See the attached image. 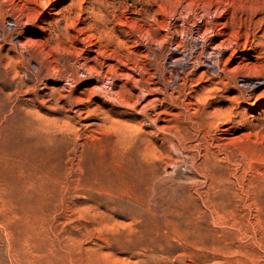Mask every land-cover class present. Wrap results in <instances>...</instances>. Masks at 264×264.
I'll return each mask as SVG.
<instances>
[{
  "label": "rangeland",
  "instance_id": "374dc122",
  "mask_svg": "<svg viewBox=\"0 0 264 264\" xmlns=\"http://www.w3.org/2000/svg\"><path fill=\"white\" fill-rule=\"evenodd\" d=\"M36 1L0 0V264H264V86L252 96L237 86L242 73L264 74V0ZM168 39L177 58L184 45L201 59L222 47L221 75L171 66ZM148 50L157 61L148 63ZM155 64L179 89L152 80ZM77 68L113 84L76 81ZM102 87L120 98L106 101Z\"/></svg>",
  "mask_w": 264,
  "mask_h": 264
},
{
  "label": "bare ground",
  "instance_id": "6f19581e",
  "mask_svg": "<svg viewBox=\"0 0 264 264\" xmlns=\"http://www.w3.org/2000/svg\"><path fill=\"white\" fill-rule=\"evenodd\" d=\"M25 1H27V0H25ZM33 1H36V0H33ZM37 1H38V0H37ZM37 1H36V2H37ZM44 1H45V0H44ZM60 1H61V0H60ZM77 1H78V0H77ZM85 1H86V0H85ZM95 1H96V0H95ZM98 1H99V0H98ZM7 2H8V1H7ZM51 2H52V0H51ZM62 2H63V1H62ZM71 2H72V1H71ZM73 2H76V1H73ZM73 2H72V3H73ZM80 2H81V0H80ZM80 2H79V3H80ZM92 2H94V1H92ZM28 3H30V2H28ZM60 3H61V2H60ZM69 3H70V2H69ZM79 3H78V4H79ZM89 3H90V0H89ZM96 3H97V2H96ZM7 4H8V3H7ZM11 4H12V3H11ZM45 4H46V2H45ZM50 4H51V3H50ZM134 4H135V3H134ZM4 5H6V3H5ZM13 5H14V4H13ZM28 5H29V4H28ZM28 5H27V6H28ZM39 5H40V4H39ZM53 5H54V4H53ZM65 5H66V4H65ZM67 5H68V4H67ZM75 5H76V4H74V7H75ZM130 5H131V4H130ZM130 5H128V7H129ZM132 5H133V4H132ZM31 6H32V5H31ZM43 6H44V5H43ZM43 6H41V7L43 8ZM69 6H70V8H71L72 5H69ZM81 6H82V5H81ZM81 6H80V7H81ZM32 7H33V6H32ZM41 7H40V9H41ZM44 7H45V6H44ZM46 7H47V6H46ZM50 7H51V6H50ZM50 7H48V8H50ZM57 7H58V6H57ZM61 7H62V6H61ZM78 7H79V5H78ZM133 7H134V6H133ZM133 7H132V8H133ZM62 8H63V7H62ZM68 8H69V7H68ZM97 8H98V7H97ZM125 8H127V7H125ZM141 8H142V6H141ZM38 9H39V8H38ZM38 9H37V10H38ZM51 9H52V8H51ZM53 9H54V8H53ZM75 9H77V8H75ZM79 9H82V8H79ZM84 9H85V7H84ZM130 9H131V8H130ZM130 9H129V10H130ZM30 10H31V9H30ZM33 10H35V8H34ZM42 10H43V9H42ZM42 10H41V11H42ZM89 10H90V9H89ZM89 10H88V11H89ZM126 10H127V9H126ZM258 10H260V9H258ZM73 11H74V10H73ZM132 11H133V10H132ZM36 12H37V11H36ZM36 12H35V14H36ZM64 12H65V10H64ZM69 12H70V11H68V13H69ZM81 12H82V11H81ZM253 12H254V11H253ZM253 12H252V13H253ZM255 12H256V11H255ZM255 12H254V13H255ZM32 13H33V11H32ZM66 13H67V12H66ZM77 13H79V12H77ZM77 13H76V14H77ZM84 13H85V12H84ZM96 13H97V12H96ZM100 13H101V12H100ZM100 13H98V14H100ZM121 13H122V12H121ZM121 13H120V14H121ZM256 13H257V12H256ZM41 14H42V13H41ZM54 14H56V13H54ZM58 14H59V13H58ZM71 14H73V13H71ZM91 14H93V13L91 12ZM98 14H97V15H98ZM248 14H249V13H248ZM77 15H78V14H77ZM82 15H83V14H82ZM86 15H87V14H86ZM89 15H90V14H89ZM97 15H96V16H97ZM102 15H104V14H102ZM105 15H106V14H105ZM258 15H259V17H260V14H258ZM32 16H33V14H32ZM41 16H42V15H41ZM65 16H67V15H65ZM74 16H75V15H74ZM74 16H73V17H74ZM93 16H94V14H93ZM249 16H250V15H249ZM256 16H257V15H256ZM68 17H69V16H68ZM79 17H81V16H79ZM83 17H84V16H82V18H83ZM87 17H88V15H87ZM94 17H95V16H94ZM98 17H100V15L97 16V18H98ZM106 17H107V16H106ZM253 17H254V16H253ZM259 17L257 16V19H258ZM261 17H262V15H261ZM20 18H21V17H20ZM69 18H70V17H69ZM85 18H86V16H85ZM88 18H89V17H88ZM100 18H101V17H100ZM100 18H98V19H100ZM104 18H105V17H104ZM104 18H103V19H104ZM107 18H108V17H107ZM107 18H106V20H107ZM126 18H127V17H126ZM247 18H248V17H246V20H247ZM25 19H26V17H25ZM70 19H71V18H70ZM83 19H84V18H83ZM93 19H94V18H92V20H93ZM103 19H102V20H103ZM109 19H110V18H109ZM252 19H253V18H252ZM257 19H255V21H254V19H253V20H250V18H249L250 21H254V22H256ZM16 20H17V19H16ZM38 20H39V18H38ZM120 20H121V19H120ZM258 20H259V19H258ZM260 20H262V19L260 18ZM28 21H29V20H28ZM32 21H33V20H32ZM59 21H60V20H59ZM75 21H76V20H75ZM81 21H82V20H81ZM85 21H86V20H85ZM173 21H174V20H173ZM263 21H264V18H263ZM29 22H30V21H29ZM56 22H57V21H56ZM86 22H88V21H86ZM90 22H91V21H90ZM101 22H102V21H101ZM109 22H110V21H109ZM109 22H108V23H109ZM247 22H248V20L246 21V24H249V23H247ZM257 22H260V21H257ZM66 23H67V22H66ZM66 23H65L64 25H66ZM93 23H95V22H93ZM170 23H172V22H170ZM18 24H19V23H18ZM24 24H25V23H24ZM57 24H58L57 26L59 27V23H57ZM82 24H83V23H82ZM84 24H85V23H84ZM120 24H122V22H121ZM251 24H252V23H250V25H251ZM253 24H254V26H256V23H253ZM260 24H263V22H260V23H259V26H260ZM12 25H13V27H15V23H12ZM64 25H63V26H64ZM79 25H80V24H79ZM95 25H96V24H95ZM97 25H98V24H97ZM99 25H100V24H99ZM104 25H106V24H104ZM104 25H103V26H104ZM8 26H9V25H8ZM55 26H56V25H55ZM85 26H86V25H85ZM88 26H89V25H88ZM93 26H94V25H93ZM243 26H245V23H244ZM247 26H248V25H247ZM13 27H12V28H13ZM91 27H92V26H91ZM94 27H95V26H94ZM101 27H102V26H101ZM101 27H100V28H101ZM105 27H106V26H105ZM105 27H104V28H105ZM166 27H167V26H166ZM256 27H257V26H256ZM256 27H253V29H255ZM9 28H10V27H9ZM18 28H20V27H18ZM53 28H55V27L53 26ZM107 28H108V27H107ZM163 28H165V27H163ZM247 28H249V27H247ZM251 28H252V27H250V29H251ZM257 28H258V27H257ZM257 28H256V30H257ZM14 29H15V28H14ZM14 29H13V30H14ZM16 29H17V28H16ZM58 29H59V28H58ZM68 29H70V28H68ZM95 29H96V27H95ZM101 29H102V28H101ZM109 29H111V28H109ZM117 29H118V28H117ZM165 29H167V28H165ZM168 29H169V26H168ZM11 30H12V29H11ZM53 30H54V29H53ZM59 30H60V29H59ZM59 30H58V31H59ZM96 30H97V29H96ZM98 30H99V29H98ZM119 30H120V29H119ZM140 30H141V29L139 28V33H140ZM246 30H247V29H246ZM20 31H21V28H20ZM54 31H55V30H54ZM56 31H57V29H56ZM76 31H77V30H76ZM83 31H85V29H84ZM86 31H87V30H86ZM91 31H93V30H91ZM112 31H113V30H112ZM137 31H138V29H137ZM137 31H136V32H137ZM142 31H143V30H142ZM150 31H152V30L149 29V33H150ZM168 31H169V30H168ZM7 32H8V31H7ZM107 32H108V30H107ZM107 32H106V33H107ZM115 32H116V31H115ZM134 32H135V31H134ZM134 32H133V33H134ZM144 32H145V31H144ZM154 32H155V31H154ZM154 32L152 31L151 33H154ZM248 32H251V30H250V31L247 30L246 33H248ZM253 32H254V31H253ZM257 32H258V31H257ZM12 33H13V32H12ZM12 33H11V34H12ZM51 33H52V32H51ZM54 33H55V32H54ZM54 33H53V34H54ZM58 33H59V32H57L56 34H58ZM67 33H68V32H67ZM92 33H94V31H93ZM92 33H91V34H92ZM99 33H100V32H99ZM109 33H110V31H109ZM109 33H108V34H109ZM142 33H143V32H142ZM155 33H156V32H155ZM171 33H172V32H171ZM263 33H264V32H263ZM2 34H4V30H3V29H2ZM2 34H1V36H2ZM48 34H49V33H48ZM110 34H111V33H110ZM112 34H113V33H112ZM112 34H111V35H112ZM128 34H129V33H128ZM135 34H136V33H135ZM135 34H134V36H135ZM140 34H141V33H140ZM232 34H233V33H232ZM254 34L256 35V33H254ZM13 35H15V34L13 33ZM63 35H64V34H63ZM65 35H67V34H65ZM93 35H94V34H93ZM93 35H90V36L93 37ZM101 35H103V34H101ZM106 35H107V34H106ZM111 35H110V36H111ZM114 35H115V34H113V37H114ZM116 35H117V34H116ZM151 35H154V34H151ZM167 35H168V34H167ZM213 35H214V34H213ZM219 35H220V34H219ZM221 35H222V34H221ZM221 35H220V36H221ZM255 35H253V36H255ZM71 36H72V35H71ZM71 36H70V37H71ZM107 36H108V35H107ZM136 36H137V35H136ZM139 36H140V35H139ZM154 36H155V35H154ZM230 36H231V35H230ZM20 37H21V36H20ZM48 37H49V36H48ZM51 37H52V36H51ZM70 37H69V38H70ZM74 37H75V36H74ZM77 37H78V35H77ZM80 37H81V36H80ZM113 37H112V39L114 40L115 37H114V38H113ZM128 37H129V36H128ZM210 37H211V36H210ZM215 37H216V36H215ZM231 37H232V36H231ZM2 38H3V37H2ZM81 38H82V37H81ZM85 38H86V37H85ZM88 38H89V37H88ZM109 38H111V37H109ZM117 38H118V37H117ZM148 38H149V36H148ZM148 38L146 37V39H148ZM222 38H224V37H222ZM225 38H226V36H225ZM49 39H50V38H49ZM51 39H52V38H51ZM53 39H54V38H53ZM72 39L74 40L75 38H72ZM82 39H83V38H82ZM115 39H116V38H115ZM144 39H145V38H144ZM17 40H18V39H17ZM63 40H64V39H63ZM67 40H68V39H67ZM76 40H78V39L76 38ZM94 40H96V39H94ZM139 40H141V38H140ZM157 40H158V39H157ZM168 40H170V41H169L168 50H167V52L165 51V52H166V55H165V56H166V58H167L169 64H170L171 66H173V62H177V60H179V57L177 58V56H174V55H173V54L175 53L174 51L177 52V50L174 49L173 47H171V45H172V43H173V42L171 41V39H168ZM208 40H210V39H208ZM221 40H222V39H221ZM228 40H229V39H228ZM228 40H227L226 42H228ZM231 40H232V39H231ZM231 40H229V41H231ZM47 41H48V40H47ZM69 41H70V39H69ZM100 41H101V40H100ZM115 41H116V40H114V42H115ZM120 41H121V40H120ZM120 41H119V43H120ZM164 41H165V40H164ZM30 42H31V40H30ZM62 42H63V41H62ZM82 42H83V41H82ZM101 42H102V41H101ZM104 42H105V41H104ZM143 42H144V41H143ZM148 42H150V41L148 40ZM159 42H160V41H159ZM209 42H210V41H209ZM231 42H232V41H231ZM231 42H230V43H231ZM233 42H234V41H233ZM262 42H263V41H262ZM17 43H18V45L20 46V49H21V45H22L21 42H20V41H17ZM59 43H60V41H59ZM63 43H66V42H63ZM71 43H72V42H71ZM106 43H107V42H105V44H103V47H104V45H106ZM224 43H225V42H224ZM235 43H237V42H235ZM259 43L261 44V42H259ZM14 44H15V43H14ZM23 44H25V42H24ZM34 44H35V43H34ZM40 44H41V43H40ZM40 44H38V45L40 46ZM61 44H62V43H61ZM75 44H76V43H75ZM81 44H82V43H81ZM152 44H153V43H152ZM164 44H165V43H164ZM213 44H214V43H213ZM219 44H220V43H219ZM221 44H222V43H221ZM227 44H229V43H227ZM53 45H54V44H53ZM53 45H52V47H55V46H56V44H55V46H53ZM66 45H67V44H66ZM82 45H83V44H82ZM84 45H86V44H84ZM95 45H96V44H95ZM101 45H102V44H101ZM101 45H100V47H102ZM148 45H150V44H147L146 46H148ZM160 45H161V44H159V43H156V42L154 43V46H156V47H158V46H160ZM165 45H166V44H165ZM222 45L224 46V44H222ZM222 45H221V46H222ZM225 45H226V44H225ZM234 45H235V44H234ZM24 46H25V45H24ZM26 46H27V45H26ZM26 46H25V47H26ZM57 46H58V44H57ZM86 46H88V45H86ZM91 46H93V45H91ZM98 46H99V45H98ZM122 46H123V44H122ZM122 46L120 45L119 47H116V48L121 49ZM134 46H135V45H134ZM163 46H164V45H163ZM231 46H232V45H231ZM235 46H237V45H235ZM30 47H31V46H30ZM60 47H61V46H60ZM60 47H59V48H60ZM84 47H85V46H84ZM89 47H90V46H89ZM108 47L110 48V46H108ZM108 47H107V48H108ZM111 47H112V46H111ZM131 47H132V46H131ZM135 47H136V46H135ZM141 47H142V46H141ZM144 47H145V46H144ZM152 47H153V46H152ZM175 47H176V46H175ZM226 47H227V46H226ZM23 48H24V47H23ZM38 48H39V47H38ZM62 48H63V47H62ZM67 48H68V47H67ZM80 48H81V47H80ZM87 48H88V47H87ZM90 48L92 49V48H94V47H90ZM116 48H115V49H116ZM145 48H146V47H145ZM158 48H159V47H158ZM163 48H164V47H163ZM214 48H215V51H216V50L218 51V54L216 55L215 58H206V57L204 58V57H203L204 59H201L202 56H201V57H198L199 55H198L197 57L195 56L194 58H192L191 60L188 61L189 69H188V71L186 70L187 72H185L184 74L187 76V74H188V73H191V71H192V72H193V70L196 71V69H198L199 67L203 66V67H205L204 73H207V72H205V71L210 70L209 68H211V69H212L211 71H213L214 74H216V75H217V74L221 75L220 72H222L221 70H223V69H222L223 67L220 66L221 64H223V63H221V61H223V60H221V57H222V53H221V52H223L222 49H221L222 47L220 48L219 46H214ZM223 48H225V46H224ZM233 48H234V47H232V49H233ZM236 48H237V47H236ZM244 48H245V47H244ZM248 48H249V46H248ZM17 49H19V48H17ZM20 49H19V51H20ZM28 49H29V48H28ZM43 49H44V48H43ZM68 49L70 50L71 48H68ZM72 49H73V48H72ZM91 49H88V50L90 51ZM96 49H98V48H96ZM99 49H100V48H99ZM111 49H113V48H111ZM119 49H118V51H119ZM130 49H131V48H130ZM148 49H149V48H148ZM152 49H153V48H152ZM241 49H242V48H241ZM250 49H251V48H250ZM66 50H67V49H66ZM74 50H75V49H74ZM74 50H73V53L76 51V50H75V51H74ZM84 50H85V49H84ZM94 50H95V49H94ZM105 50H106V48H105ZM107 50H108V49H107ZM107 50H106L105 52H107ZM109 50H110V49H109ZM109 50H108V51H109ZM116 50H117V49H116ZM116 50H112V51H116ZM127 50H128V49H127ZM155 50H156V49H155ZM155 50H148L146 54H144V53L142 52L144 55H147L148 58H150V55L152 56V57L150 58L151 60H149L148 63H150V61L152 62V60H156L157 55H158V52L155 51ZM160 50H161V49H160ZM160 50H159V51H160ZM165 50H166V49H165ZM238 50H239V49H238ZM244 50H245V49H244ZM246 50H247V49H246ZM25 51H26V50H25ZM51 51H52V50H51ZM61 51H63V50H61ZM82 51H83V50H82ZM82 51H79V52H82ZM85 51H86V50H85ZM96 51H97V50H96ZM103 51H104V50H103ZM112 51H111V54H110V52H108V53L111 55V57H112L113 54L115 53V52H113V54H112ZM118 51H117V52H118ZM132 51H133L134 53H133ZM132 51H131V52L135 55V52H136V51H134V50H132ZM161 51H162V50H161ZM232 51H233V50H232ZM234 51H235V50H234ZM247 51H249V50H247ZM28 52H29V50H28ZM52 52H54V51H52ZM59 52H60V51H59ZM59 52H58V53H59ZM69 52H70V51H69ZM101 52H102V51H100L99 53H97V55L100 54ZM120 52H121V51H120ZM120 52H118V53H119V57L121 56V55H120V54H121ZM129 52H130V51H129ZM129 52H128V53H129ZM210 52H211V51H209V53H208V54H209L208 57L211 56V55H212L211 57H214L213 54H212V52H211V55H210ZM240 52H242V51H240ZM17 53H18V52H17ZM75 53H76V52H75ZM122 53H123V52H122ZM137 53H138V52H137ZM137 53H136V55H135L136 57L139 56V55L137 56ZM177 53H178V52H177ZM223 53H225V52H223ZM230 53L232 54V52H230ZM60 54H61V53H60ZM60 54H59V55H60ZM70 54H72V53H70ZM76 54H77V53H76ZM102 54H103V53H102ZM104 54H107V53H104ZM129 54H131V53H129ZM235 54H236V53H235ZM238 54H239V52H238ZM62 55H63V54H62ZM82 55H83V54H82ZM87 55H88V54H87ZM95 55H96V54H95ZM95 55H94V56H95ZM97 55H96V56H97ZM114 55H115V54H114ZM124 55H125V53H124ZM124 55H123L122 57H124ZM126 55H128V54H126ZM131 55H132V54H131ZM131 55H130V56H131ZM140 55L142 56V54H140ZM191 55H192V54H191ZM232 55H233V54H232ZM239 55H240V54H239ZM251 55H252V54H251ZM253 55L256 56V54H253ZM263 55H264V54H263ZM263 55H262L261 57H264ZM22 56H23V55H21L20 57H22ZM41 56H42V55H41ZM50 56H51V55H50ZM56 56H58V55H56ZM64 56H65V55H64ZM66 56H67V55H66ZM73 56H74V55H73ZM96 56H95V57H96ZM98 56H100V55H98ZM102 56H103V55H102ZM106 56H107V55H105V57H106ZM228 56H229V54H228L226 57H228ZM234 56H235V55H234ZM257 56H258V55H257ZM62 57H63V56H62ZM78 57L80 58V56H78ZM82 57H83V56H82ZM87 57H89V56H87ZM91 57L95 59V57H93V56H91ZM91 57H89V58L92 59ZM122 57H121V58H122ZM126 57H129V55L126 56ZM230 57H231V56H230ZM230 57H228V59H230ZM242 57H243V56H242ZM242 57H241V58H242ZM23 58H25V57H23ZM41 58H42V57H41ZM50 58L53 59V56L50 57ZM54 58H56V57L54 56ZM59 58H60V57H59ZM67 58H69V57H67ZM70 58H71V57H70ZM76 58H77V57H76ZM76 58H75V59H76ZM101 58H102V57H101ZM106 58H108V57H106ZM115 58H117L116 55H115ZM115 58H114V59H115ZM124 58H125V57H124ZM124 58H123V61H124ZM131 58H132V57H131ZM142 58H144V57L142 56ZM148 58H147V60H148ZM222 58H223V57H222ZM224 58H225V57H224ZM235 58H236V57H235ZM43 59H45V58H43ZM43 59H42V60H43ZM47 59H48V58H47ZM47 59H46V60H47ZM63 59H64V58H63ZM82 59H83V58H82ZM90 59L87 60L88 63L90 62ZM96 59H97V57H96ZM114 59H113V60H114ZM126 59H127V58H126ZM129 59H130V58H129ZM129 59H127V60H129ZM133 59L135 60L134 56H133ZM144 59H145V58H144ZM144 59H143V62H144ZM262 59H263V58H262ZM262 59H261V60H262ZM53 60L56 61L57 58H56V60H55V59H53ZM64 60H65V59H64ZM67 60H68V59H67ZM83 60H84V59H83ZM85 60H86V59H85ZM85 60H84V61H85ZM103 60H104V59H103ZM110 60H112V59H110ZM117 60H118V58H117ZM127 60H126V61H127ZM138 60H139V59H138ZM138 60L136 59L135 61H138ZM225 60L227 61V58L224 59V62H225ZM240 60H242V59H240ZM57 61H60V60L58 59ZM78 61H79V60H78ZM99 61H100V58H99ZM101 61H102V60H101ZM104 61H105V60H104ZM104 61H102L103 63H101V64H104ZM156 61H157V60H156ZM37 62H38V61H37ZM45 62H46V61H45ZM47 62H48V61H47ZM60 62H62V61H60ZM63 62H64V61H63ZM65 62H67V61L65 60ZM69 62H70V60H69ZM75 62H76V61H75ZM106 62H107V61H106ZM109 62H110V61H109ZM109 62H108V63H109ZM113 62H114V61H113ZM113 62H112V63H113ZM116 62H117V61H116ZM138 62H139V61H138ZM143 62H142V64H143ZM168 62H167V63H168ZM260 62H261V61H260ZM43 63H44V62H43ZM43 63H42V64H43ZM77 63H79V62H77ZM82 63H83V61H82ZM86 63H87V62L85 61V64H86ZM91 63H93V62H91ZM95 63H97V62H95ZM98 63L100 64V62H98ZM108 63H106V64H108ZM121 63H126V64H124V65H127V64H128L127 62H121ZM133 63H134V62H133ZM136 63H137V62H136ZM154 63H155V61H154ZM156 63H157V62H156ZM225 63H227V62H225ZM225 63H224V65H225ZM261 63L264 64V59H263V62H261ZM47 64H49V63H47ZM72 64H74L73 66H75L76 63H72ZM83 64H84V63H83ZM89 64H90V63H89ZM113 64H114V63H113ZM139 64H141V63H139ZM151 64H152V63H151ZM157 64H158V63H157ZM157 64H155L154 66H152L153 69H152V71H151V73H150V77L152 78V80H154V82H161V83L165 86V88L167 87V88H169L170 90H171V89L173 90V88L175 89V87H177V85L180 86L179 83L175 84V83H176L175 78H173V77H169V78H168V77H166V76H165V77H166L167 79L164 78V75H163V73L160 72L161 70L159 71ZM180 64H181V63H180ZM244 64H246V63H244ZM244 64H241V65H244ZM258 64H260V63H257V65H258ZM59 65L61 66L62 64H59ZM59 65H57V67H58ZM67 65H68V64H67ZM80 65H81V64H80ZM108 65H109V64H108ZM118 65H119V64H118ZM147 65H148V64H147ZM158 65H159V64H158ZM226 65H227V64H226ZM257 65H256V66H257ZM92 66H93V64H92ZM106 66H107V65H106ZM127 66H128V65H127ZM132 66H133V65H132ZM137 66H138V65H137ZM186 66H187V65H186ZM222 66H223V65H222ZM237 66H238V65H237ZM237 66H236V67H237ZM256 66H255L254 69H255V71L258 72L261 66L259 67V69L256 68ZM50 67H51V65H50ZM54 67L56 68V66H54ZM61 67H62V66H61ZM75 67H76V66H75ZM97 67L100 69L99 66H97ZM124 67H125V66H124ZM128 67H130V64H129ZM159 67H160V66H159ZM225 67H226V66H225ZM240 67H242V66H240ZM248 67H249V66H248ZM36 68H37V67H36ZM38 68H39V66H38ZM38 68H37V69H38ZM62 68H63V67H62ZM62 68H61V69H62ZM71 68H73V67H71ZM116 68H117V67H116ZM118 68H119V67H118ZM118 68H117V69H118ZM122 68H123V67H122ZM130 68H131V67H130ZM130 68H129V69H130ZM132 68H134V66H133ZM132 68H131V69H132ZM135 68H136V66H135ZM171 68H172V67H171ZM179 68H180L179 70L181 71L183 67H179ZM249 68H253V66H252V67L250 66ZM37 69H36V70H37ZM47 69H48V68H47ZM52 69H53V67H52ZM52 69H51V71H52ZM58 69L60 70V67H59ZM73 69H74V68H73ZM81 69H82V68H81ZM81 69H80V70H79L78 68L76 69V71L78 70V72H77V76H76V74H75V76L77 77V78H76V81H77V79H78V81L81 79V80H86V82H89V81H97V82H101V85H103V84H105V83L113 84V83H112V80L110 79L111 77L108 78V76H106L105 74H103V75H105V76L107 77V81H106V80H103V78L100 79L99 76L95 75V74H97V73H95V74L92 73V72H93L92 70H89V69H88V70H87L88 72H87V71H85V70H81ZM95 69H97V68H95ZM99 69H98V70H99ZM109 69H111V68L109 67ZM117 69H115V70H117ZM235 69H236V68H235ZM235 69H233L234 72H235ZM243 69H246V66H245V68H243ZM254 69H253V71H254ZM256 69H258V70H256ZM262 69H263V66H262ZM48 70H49V69H48ZM59 70H58V71H59ZM62 70H64V69H62ZM62 70H60V71L62 72ZM111 70H113V69H111ZM111 70H109V71H111ZM118 70H119V69H118ZM123 70H124V69H123ZM168 70H169V69H168ZM179 70H178V71H179ZM224 70H225V69H224ZM240 70H241V69H240ZM263 70H264V69H263ZM263 70H262V71H263ZM37 71H38V70H37ZM46 71H47V70H46ZM49 71H50V70H49ZM68 71H69V69H68ZM70 71L72 72L73 70H70ZM74 71H75V70H74ZM74 71H73V72H74ZM105 71H107V70H105ZM105 71H103V72L105 73ZM132 71H133V70H132ZM138 71H139V70H138ZM170 71H171V70H170ZM176 71H177V70H176ZM178 71H177V72H178ZM180 71H179V72H180ZM225 71H226V70H225ZM225 71H224V72H225ZM243 71H244V70H243ZM245 71H247V70H245ZM245 71H244V72H245ZM52 72H53V71H52ZM61 72H59V74H60ZM66 72H67V70H66ZM100 72L102 73L101 70H100ZM127 72H129V71H127ZM134 72H135V71H134ZM140 72H141V71H140ZM140 72H139V73H140ZM163 72H165V71H163ZM167 72H168V71H167ZM229 72H230V71H229ZM238 72H239V71H238ZM247 72H248V74L250 73L249 70H248ZM247 72H246V73H247ZM57 73H58V72H57ZM111 73H112V71H111ZM117 73H118V72H117ZM211 73H212V72H211ZM252 73H253V72H252ZM261 73H262V72H261ZM33 74H34V73H33ZM54 74H55V73H54ZM59 74H58V75H59ZM61 74H63V73H61ZM61 74H60V75H61ZM67 74H70V72H68ZM113 74H114V73H113ZM131 74H132V73H131ZM131 74H130V76H132ZM142 74H144V73H142ZM164 74H165V73H164ZM170 74H171V73H170ZM172 74H174V73H172ZM199 74H201V72H200ZM214 74H213V75H214ZM238 74H239V73H238ZM242 74H244V73H242ZM242 74L237 76L238 78H242L241 84L239 83L240 85L237 84V86L240 87V88H239L240 90H241V88H242V89L244 90V92H246V94H248V96L255 95V91H256V89L259 88V86H264V74H263V73L257 75L256 72H255L254 75H249V77H248V76H245V74H244V75H242ZM255 74H256V75H255ZM55 75H57V74H55ZM60 75H59V76H60ZM73 75H74V73H73ZM116 75L119 76V74H116ZM124 75H125V76H123V75H121V76H122V77H125V78H126V77L130 78V77L127 76L126 74H124ZM179 75H180V74H178L177 76H179ZM188 75H189V74H188ZM196 75H197V73H196ZM216 75H215V77H216ZM224 75L226 76V73H224ZM228 75H229V74H228ZM236 75H237V74H236ZM236 75H235V76H236ZM25 76L28 77V75H25ZM68 76H69V75H67V78H66V79H71V76H70V77H68ZM112 76L114 77V75H112ZM169 76H170V75H169ZM172 76H173V75H172ZM199 76H200V75H199ZM204 76H205V74H204ZM209 76H210V74H209ZM209 76L206 75V76L204 77V80H205V79H209V78H206V77H209ZM222 76H223V75H222ZM225 76H224V78H225ZM35 77H36V76H35ZM115 77H116V76H115ZM136 77H137V76H136ZM136 77L133 76V78H136ZM139 77H140V76H139ZM139 77H138V78H139ZM142 77H143V75H142ZM150 77H149V79H150ZM174 77H175V76H174ZM190 77H191V76H190ZM211 77H212V76H211ZM219 77H221V76H219ZM219 77H218V78H219ZM228 77H229V76H228ZM38 78H39V77H38ZM59 78H61V77H59ZM74 78H75V77H74ZM74 78H73V80H74ZM140 78H141V77H140ZM180 78H181V81L184 79V77H183L182 75L180 76ZM192 78H194V77H192ZM195 78L198 79V75H197V77L195 76ZM201 78H203V77L200 76V79H201ZM216 78H217V77H216ZM221 78H223V77H221ZM27 79H28V78H27ZM36 79H37V78H36ZM36 79H35V80H36ZM63 79H64V78H63ZM112 79H113V78H112ZM121 79H123V78H121ZM126 79H127V78H126ZM187 79H188V77H187ZM187 79H186V80H187ZM189 79H190V78H189ZM197 79H196V80H197ZM200 79H199V81H200ZM211 79H212V78H211ZM213 79H215V78L213 77ZM228 79H230V78H228ZM109 80H111V81H109ZM127 80H129V79H127ZM133 80H134V79H133ZM152 80H151V81H152ZM174 80H175V82H174ZM177 80H178V79H177ZM186 80H185V81H186ZM209 80H210V79H209ZM209 80H208V81H209ZM215 80H217V79H215ZM219 80H220V78H219ZM230 80H231V79H230ZM261 80H262V82H263L262 84H260V81H261ZM67 81H68V80H67ZM71 81H72V80H71ZM135 81H136V80H135ZM147 81H148V80H147ZM191 81H192V79H191ZM194 81H195V79H194ZM205 81H206V80H205ZM223 81H224V80H223ZM223 81H222V79H221V82H223ZM226 81H227V77H226ZM226 81H225V82H226ZM80 82H82V81H80ZM116 82H117V81H116ZM121 82H122V81H121ZM145 82H146V81H145ZM183 82H184V81H183ZM183 82H182V83H183ZM201 82H202V81H201ZM236 82H237V81H236ZM139 83H140V82H139ZM152 83H153V82H152ZM182 83H181V84H182ZM184 83H185V82H184ZM205 83H207V81H206ZM223 83H224V82H223ZM232 83H234V82H232ZM76 84H77V83H76ZM76 84H74V85H76ZM78 84H79V82H78ZM116 84H117V83H115L114 85H116ZM127 84H128V83H127ZM129 84H130V83H129ZM129 84H128V85H129ZM136 84H138L137 81H136V83H135V86H136ZM208 84H210V83L208 82ZM106 85H109V84H106ZM117 85H118V84H117ZM121 85H122V84H121ZM123 85H124V84H123ZM183 85H184V84H183ZM200 85H201V84H200ZM98 86H99V84H98V85L95 84V85H94L93 87H91V88H93V89L95 90V89H98ZM137 86H138V85H137ZM140 86H141V85H140ZM143 86H144V85H143ZM152 86H153V85H152ZM184 86H185V85H184ZM224 86H225V84H224ZM230 86H232V84H231ZM230 86H229V88H230ZM234 86H235V83H234ZM66 87H67V86H66ZM75 87H77V86H75ZM112 87H113V86H112ZM125 87H126V85H125ZM133 87H134V86H133ZM141 87H142V86H141ZM141 87H140V89H141ZM146 87H147V86H146ZM225 87H226V86H225ZM89 88H90V87H89ZM118 88H119V87H118ZM120 88H121V87H120ZM137 88L139 89V86H138ZM149 88H150V87H149ZM152 88H153V87H152ZM155 88H156V87H155ZM155 88H154V89H155ZM177 88H178V87H177ZM183 88H184V87H183ZM201 88H202V87H201ZM203 88H204V87H203ZM215 88H216V87H215ZM223 88H224V87H223ZM78 89H79V91L82 90V88H78ZM85 89H86V88H85ZM102 89H104V91H103V90H100V91L104 92V94H103V93H102V94L106 97V101H107V98H109L111 102H112L114 99H116V101H117L118 98H120V96H119V97H115V96L113 97V96H112V94H114V91H113V89H111V87H110V89H105V88L102 87ZM121 89H122V88H121ZM128 89L130 90V87H129ZM128 89H127V90H128ZM133 89H134V88H133ZM135 89H136V88H135ZM140 89H139V90H140ZM143 89H146V88L143 87ZM178 89H179V88H178ZM178 89H176V90L178 91ZM225 89H226V88H225ZM227 89H228V88H227ZM232 89H234V88H232ZM87 90L89 91L88 88H87ZM87 90H86V91H87ZM127 90L125 89V91H127ZM146 90H147V89H146ZM156 90H157V89H156ZM162 90H163V88H162ZM162 90H161V91H162ZM194 90H195V89H194ZM196 90H197V89H196ZM201 90H202V89H201ZM67 91H68V90H67ZM77 91H78V90H77ZM84 91H85V90H84ZM84 91H82V92L85 93L86 91H85V92H84ZM154 91H155V90H154ZM154 91H153V92H154ZM164 91H165V90H164ZM173 91H174V90H173ZM180 91H181V89H180ZM180 91H178V92H180ZM235 91H237V90H235ZM140 92H141V91H140ZM156 92H157V91H156ZM166 92H167V90H166ZM190 92H192V91H190ZM241 92H242V91H241ZM261 92H262V91H261ZM263 92H264V91H263ZM68 93H69V92H68ZM79 93H80V92H79ZM88 93H90V91H89ZM88 93H87V94H88ZM127 93H128V91H127ZM133 93H134V92H133ZM148 93H149V92H148ZM161 93H163V92H161ZM164 93H165V92H164ZM168 93H169V92H168ZM197 93H198V92H197ZM238 93H239V92H238ZM66 94H67V93H66ZM81 94H82V93H81ZM85 94H86V93H85ZM96 94H97V93H96ZM116 94H117V93H116ZM123 94L125 95L126 93H123ZM130 94H131V92H130ZM137 94H138V91H137ZM141 94H142V92H141ZM165 94H166V93H165ZM189 94H190V93H189ZM236 94H237V92H236ZM243 94H245V93H242L241 96H243V97H246V96H247V95L244 96ZM68 95H69V94H68ZM88 95L90 96V94H88ZM88 95H86V96L89 97ZM92 95L94 96V94H92ZM143 95H144V94H143ZM171 95H172V93H171ZM237 95H238V94H237ZM237 95H236V96H237ZM239 95H240V93H239ZM77 96H78V95H77ZM79 96H80V94H79ZM122 96H123V95H122ZM129 96H130V95H129ZM129 96H128V97H129ZM135 96H136V93H135ZM167 96H169V94H167ZM236 96L233 97V98H235V100H236ZM72 97L74 98L75 96H72ZM80 97H81V96H80ZM80 97H79V99H80ZM87 97H86V98L84 97V98L87 99ZM137 97H138V95H137ZM173 97H175V96H173ZM81 98H83V97H81ZM97 98H98V97H97ZM100 98H101V97H100ZM123 98H124V97H121L120 100L123 101V100L126 98V100H128V103H129V100H130V102H133V101H132L133 98L131 99V97H129V99H127V96H125V98H124V99H123ZM154 98H155V97H154ZM169 98L171 99V97H169ZM246 98H247V97H246ZM246 98H245V99H246ZM250 98H251V97H250ZM85 99H84V101H85ZM91 99H92V97H91ZM111 99H113V100H111ZM135 99H136V97H135ZM135 99H133V100H135ZM137 99H138V98H137ZM140 99H141V98H140ZM140 99H138V100H140ZM157 99H158V98H157ZM160 99H161V102H162L163 99H162V98H159V100H160ZM242 99H243V98H241V100H242ZM77 100H78V97H77ZM80 100L83 101V99H80ZM126 100H125V101H126ZM173 100H174V99H173ZM246 100H247V99H246ZM68 101H71V100H68ZM110 101H108V102H110ZM125 101H124V104H123V105L126 104ZM136 101H137V100H136ZM151 101H152V100H151ZM151 101H150V102H151ZM171 101H172V99H171ZM243 101H244V100H243ZM73 102H74V100H73ZM75 102H76V101H75ZM78 102H79V101H78ZM85 102H86V101H85ZM102 102H103V100H102ZM134 102H135V101H134ZM134 102H133V103H134ZM139 102H140V101H139ZM153 102H154V101H153ZM240 102H241V101H240ZM76 103H77V102H76ZM82 103H83V102H82ZM86 103H87V102H86ZM116 103H119V102H116ZM116 103H115V104H116ZM122 103H123V102H122ZM122 103H121V101H120V104H122ZM238 103H239V101H238ZM95 104H97V103H95ZM103 104H104V102H103ZM110 104H111V103H110ZM112 104H113V103H112ZM130 104H131V103H130ZM136 104H137V103H136ZM136 104H135V105H136ZM146 104H147V101H146ZM146 104H142V107L144 106L143 108H146V107H147ZM151 104H153V103H149V105H151ZM158 104H159V103H158ZM98 105H99V104H98ZM153 105H154V104H153ZM155 105H156V104H155ZM163 105H164V104H163ZM84 106H85V105H84ZM155 107H156V106H155ZM130 108H135V107L132 106V107H130ZM147 108H148V107H147ZM86 109H87V108H86ZM151 109H152V108H151ZM145 110H146V109H145ZM163 110H164V109H163ZM165 110H166V109H165ZM228 110H230V112H229ZM231 110H232V108H231V109H227V110H225L224 113H226V114H231V116H232L233 114L231 113V112H232ZM81 111H82V109H81ZM216 111H217L216 113H218V110H216ZM226 111H228V112H226ZM159 112H161V111H159ZM221 112H222V111H221ZM91 113H93V112H91ZM214 113H215V112H214ZM214 113H213V114H214ZM216 113H215L214 115H216ZM238 113L240 114V112H238ZM213 114H212V115H213ZM219 114H220V113H219ZM222 114H223V112H222ZM236 114H237V113H236ZM159 115H160V114H159ZM214 115H213V116H214ZM217 115H218V114H217ZM234 115H235V114H234ZM87 116H88V115H87ZM148 116H149V113H148ZM157 116H158V115H157ZM157 116H156V117H157ZM227 116H229V115H227ZM149 117H150V116H149ZM156 117H154V118H155V121H156ZM241 117H243V116H241ZM159 118H160V117H159ZM227 118H229V117H227ZM244 118H245V117H244ZM244 118H243V120H244ZM157 119H158V118H157ZM162 119H164V118H162ZM165 119H166V117H165ZM230 119H231V118H230ZM150 120L153 121L154 119L151 118ZM223 120H225V119H223ZM223 120H222V121H223ZM227 120H228V119H227ZM238 120H239V119H238ZM240 120H241V119H240ZM243 120H242V121H243ZM245 120H246V121H245V124H246V122H247V117H246ZM152 121H150V122H152ZM230 121H232V120H230ZM242 121H241V122H242ZM248 121H249V120H248ZM250 121H251V120H250ZM144 122H145V121H144ZM147 122H148V120H147ZM251 122H252V121H251ZM251 122H250V123H251ZM152 123H155V122H152ZM148 124H149V123H148ZM233 124H234V123H233ZM241 124H242V123H241ZM245 124H244V125H245ZM248 124H249V123H247L246 125H248ZM242 125H243V124H242ZM252 125H253V124H252ZM252 125H251V126H252ZM226 126H228V125H226ZM230 126H231V125H230ZM218 127H219V126H218ZM246 127H248V126H246ZM249 127H250V126H249ZM216 128H217V127H216ZM219 128H222V127H219ZM223 128H224V127H223ZM225 128H226V127H225ZM227 128H228V127H227ZM229 128H231V127H229ZM229 128H228V129H229ZM233 128H234V127H233ZM228 129H227V130H228ZM109 130H110V129H109ZM161 130H163V129H161ZM217 130H218V129H217ZM220 130H221V129H220ZM224 130H225V129H224ZM105 131H108V130H105ZM110 131H111V130H110ZM163 131H164V130H163ZM178 131H179V129H178ZM160 132H161V131H160ZM174 132H175L174 134L176 135V131H174ZM112 133H113V132H112ZM155 133H157V132H155ZM170 133H171V132H170ZM179 133H180V131H179ZM182 133H183V132H182ZM172 134H173V133H172ZM174 134H173V135H174ZM180 134H181V133H180ZM180 134H179V136H180ZM170 135H171V134H170ZM173 135H171V136H173ZM91 136H92V134H91ZM115 136H116V135H115ZM176 136H177V135H176ZM176 136H175V137H176ZM184 136H185V135H184ZM167 137H168V136H167ZM165 138H166V137H165ZM165 138L163 137V139H165ZM181 138H183V136H182ZM185 138H186V137H185ZM168 139H169V138H168ZM168 139H167V140H168ZM171 139H172V138H171ZM171 139H170L169 141L172 142L173 139H172V140H171ZM177 139H178V138H177ZM186 139H187V138H186ZM186 139H185V141H183L184 143H182V144H186V143H185V142H187ZM178 140H179V139H178ZM180 140H181V139H180ZM181 141H182V140H181ZM173 142H174V140H173ZM175 142H177V141H175ZM178 142H179V141H178ZM167 143L170 144L169 142H167ZM180 143H181V142H180ZM173 144L176 145V143H173ZM182 144H181V145H182ZM170 145H171V144H170ZM179 145H180V144H179ZM186 145H187V144H186ZM186 145H185V146H186ZM171 146H172V145H171ZM182 146H183V145H182ZM183 147H184V146H183Z\"/></svg>",
  "mask_w": 264,
  "mask_h": 264
},
{
  "label": "built area",
  "instance_id": "2783aa9c",
  "mask_svg": "<svg viewBox=\"0 0 264 264\" xmlns=\"http://www.w3.org/2000/svg\"><path fill=\"white\" fill-rule=\"evenodd\" d=\"M185 47L186 46L184 45V47H181V49H179L181 52L180 56H178L180 63H181V64H179L180 67L186 66L188 64V61L191 60L192 56H193L191 54L189 56L187 55L188 51L186 49L187 47L186 48ZM177 48L178 47H174V49L178 50ZM193 58H194V56H193Z\"/></svg>",
  "mask_w": 264,
  "mask_h": 264
}]
</instances>
